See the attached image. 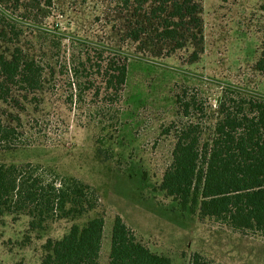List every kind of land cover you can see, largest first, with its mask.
I'll list each match as a JSON object with an SVG mask.
<instances>
[{"label":"rangeland","instance_id":"rangeland-1","mask_svg":"<svg viewBox=\"0 0 264 264\" xmlns=\"http://www.w3.org/2000/svg\"><path fill=\"white\" fill-rule=\"evenodd\" d=\"M4 3L0 1V53L9 55L19 47L55 73L44 91L28 100L21 95L10 104L0 101V118L16 130L10 149H0V162L29 163L47 181L76 178L100 202L83 218L57 221L45 231L30 230L24 216L1 217L0 264H41L48 240H61L74 223L95 217L105 220L99 264H108L117 216L143 245L174 264H190L195 254L216 264H264V234L236 232L184 213L160 190L172 165L174 136L163 132L179 121L177 95L185 93L198 109L208 106L214 113L227 89L264 98V73L256 68L264 0H202L204 42L195 64L190 60L196 49L190 46L169 58H162L166 50L158 58L138 53L126 38L134 8L128 12L120 0H52L50 16L42 23L21 5ZM49 39L60 40L61 47L52 48ZM102 51L127 59V82L112 110L94 104L102 96H94L86 81H94L93 89L100 82L95 70H82L87 54L95 60ZM75 70L79 79L71 78ZM115 112L118 130L109 136L98 121Z\"/></svg>","mask_w":264,"mask_h":264},{"label":"trees","instance_id":"trees-1","mask_svg":"<svg viewBox=\"0 0 264 264\" xmlns=\"http://www.w3.org/2000/svg\"><path fill=\"white\" fill-rule=\"evenodd\" d=\"M8 1L21 5L37 23L50 16L52 0ZM120 1L128 12L134 8L126 38L136 45L138 53L158 58L160 50H166L162 58H169L190 46L196 49L190 63H196L204 42L202 0ZM10 29L14 31L13 26ZM6 33L4 29L1 37ZM48 42L52 48L61 47L60 40ZM106 53L102 51L95 60L87 54L82 70H95V79L100 82L93 89L94 81H86L91 86L88 90H95L94 96H102L100 103L94 104L112 110L120 103L117 100L126 85L128 67L124 55ZM256 68L264 73V37ZM54 73L51 67L48 70L45 64L24 55L19 47H14L9 55L0 53V101L10 104L21 95L28 100L32 94L44 91L46 81ZM74 77L79 79L76 70L71 73ZM176 103L179 121L170 123L163 132L173 134L175 144L172 165L163 176L160 190L184 213L213 220L236 232L264 234V98L227 89L219 97L215 113L208 106L198 109L185 93L177 95ZM118 114L99 119L102 133H117ZM15 134L16 130L0 118V149L9 150ZM102 142L99 140L101 146ZM99 202L94 190L76 178L47 181L39 168L29 163L0 162V218L24 216L32 231H45L57 221L75 222L97 210ZM104 228L102 217L74 223L61 240L46 242L41 264H99ZM108 264L174 262L143 245L117 216L111 231ZM190 264L216 263L195 254Z\"/></svg>","mask_w":264,"mask_h":264}]
</instances>
